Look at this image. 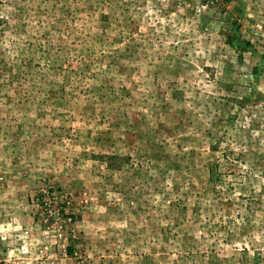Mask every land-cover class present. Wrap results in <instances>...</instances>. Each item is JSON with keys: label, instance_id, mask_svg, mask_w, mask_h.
<instances>
[{"label": "rangeland", "instance_id": "1", "mask_svg": "<svg viewBox=\"0 0 264 264\" xmlns=\"http://www.w3.org/2000/svg\"><path fill=\"white\" fill-rule=\"evenodd\" d=\"M0 264H264V0H0Z\"/></svg>", "mask_w": 264, "mask_h": 264}]
</instances>
